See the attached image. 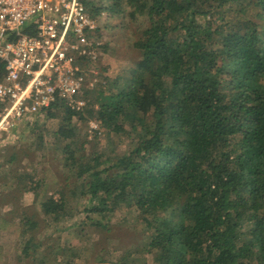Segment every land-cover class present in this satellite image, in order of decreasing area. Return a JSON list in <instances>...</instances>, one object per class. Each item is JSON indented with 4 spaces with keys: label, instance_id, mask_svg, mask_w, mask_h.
<instances>
[{
    "label": "trees",
    "instance_id": "1",
    "mask_svg": "<svg viewBox=\"0 0 264 264\" xmlns=\"http://www.w3.org/2000/svg\"><path fill=\"white\" fill-rule=\"evenodd\" d=\"M86 6L102 77L82 110L56 102L22 120L27 142L0 147L44 221L0 209V264H75L70 238L106 242L116 264H264V0ZM103 133L128 146H92ZM117 212L142 235L123 252Z\"/></svg>",
    "mask_w": 264,
    "mask_h": 264
},
{
    "label": "built area",
    "instance_id": "2",
    "mask_svg": "<svg viewBox=\"0 0 264 264\" xmlns=\"http://www.w3.org/2000/svg\"><path fill=\"white\" fill-rule=\"evenodd\" d=\"M97 29L86 0H0V139L56 102L85 107L101 77Z\"/></svg>",
    "mask_w": 264,
    "mask_h": 264
},
{
    "label": "rangeland",
    "instance_id": "3",
    "mask_svg": "<svg viewBox=\"0 0 264 264\" xmlns=\"http://www.w3.org/2000/svg\"><path fill=\"white\" fill-rule=\"evenodd\" d=\"M28 28H25L24 30L26 31ZM101 71V77H102V70ZM89 127V124H88ZM23 130L22 127H18V131L16 133H8L4 136V138L0 139V147L3 146L4 144H9V142H12L11 144H20L23 142H27L29 139L30 133L26 130H23L24 133H21ZM89 130V128H88ZM18 138V139H17ZM14 139V140H13ZM93 140V145L96 144L94 141H100V146L105 145L106 150L112 148L113 146L118 150V152H123L124 149L128 146L127 143H119V140L116 139L115 137H107L105 133L102 135L100 134L98 137V140L91 139ZM106 141V144H105ZM98 146V145H97ZM96 146V147H97ZM55 151H50L48 152L49 155H47V159L45 162H42L40 165V168H43V170L46 172L42 173L49 175V179L51 177L56 178L54 175L61 176V173H56L55 167L57 168L60 165V160H54L53 158L55 156ZM5 156L2 157V159ZM0 160V162L2 161ZM54 160V161H52ZM51 161V162H50ZM3 163V161H2ZM10 165L7 164V167L3 170V165H0V209L6 208V207H14L16 210H19L23 213H28L32 215V217L36 218L40 223H44L43 218L41 214L39 213V206L35 203H33V193L27 192L23 189V186L21 184H16V179L15 177L17 176L18 170L13 169L10 170ZM8 174L10 175V178H5V175ZM59 197V195H56ZM124 213L122 212H117L115 215V220H122L120 224L115 225L113 228L112 234L113 237H116L118 235L122 236V241L121 242H116L118 243V251L123 252L127 247L131 246L134 244L136 241L142 239V235L140 233H136V227H134V223L136 224V218H125ZM80 218V217H78ZM8 221H11V223L15 222L17 220V215L16 214H11V216H8ZM70 221H67L66 224H68ZM128 228H130L129 232L127 235H124L126 231H128ZM79 250H81V256L76 260L75 264H116V258L114 256H110L111 254H108L107 249V243L104 242L102 244L101 241H96L95 247H92L89 243H86V245H83V241L80 242V239L78 238H70L69 239ZM109 244V240H108ZM105 249V251H103ZM8 253L5 254L4 257H8ZM105 256L106 260H100L101 257ZM63 260V259H60ZM64 264V263H63Z\"/></svg>",
    "mask_w": 264,
    "mask_h": 264
}]
</instances>
